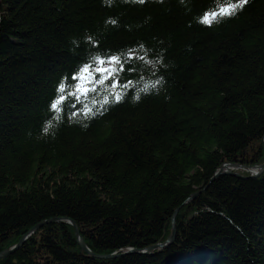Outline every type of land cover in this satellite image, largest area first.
<instances>
[{"label": "trees", "instance_id": "obj_1", "mask_svg": "<svg viewBox=\"0 0 264 264\" xmlns=\"http://www.w3.org/2000/svg\"><path fill=\"white\" fill-rule=\"evenodd\" d=\"M238 4L0 0V264H264V0Z\"/></svg>", "mask_w": 264, "mask_h": 264}, {"label": "water", "instance_id": "obj_2", "mask_svg": "<svg viewBox=\"0 0 264 264\" xmlns=\"http://www.w3.org/2000/svg\"><path fill=\"white\" fill-rule=\"evenodd\" d=\"M263 144H264V141H263ZM232 165H234V166L236 165V166H237V164H230V163H224V164H222L221 167L219 168V170H218L215 174L225 173V172H229V171H231V170L229 169V167L232 166ZM252 169H253V171H250V170H249V172H250L251 175L254 176V175L259 174V173L264 169V162H263L262 164L256 166V167H253ZM254 169H255V170H254ZM234 174H235V173H234ZM175 212H176V209L174 210V212H173V214H172V217H171V220H172V221H173V216H174ZM54 220H55V219H49V220H46V221H44V222H42V223L52 222V221H54ZM172 221H171V224L173 223ZM67 222H69V223L74 227V234H75V236H76V238H77L78 244H79V246L81 247V249L84 250V251H86V252H88V249L86 248V246H85L84 243L82 242V239H81V238L79 237V235H78V231L76 230V228H75V226H74V223H73L72 221H70V220H68ZM42 223H39V224L35 225L33 229L39 227ZM173 235H174V232H173V227H172L171 230H170L169 235L167 236V238L165 239L164 242L153 244V245H151V246H149V247L143 249L142 252H144V251H145V252H146V251H150V250H153V249H161V248H163L166 244H168V243H170V242L172 241V239H173ZM25 237H26V236H22V237L20 238L19 242H18L14 247H12V248H10V249H7V250H3V251H1V252H0V257L5 256V255L8 254L9 252H11V251H12L17 245H19V244L23 241V239H24ZM128 251H133V249H128ZM111 256H113V255L110 254V255H106L105 257H111Z\"/></svg>", "mask_w": 264, "mask_h": 264}, {"label": "snow or ice", "instance_id": "obj_3", "mask_svg": "<svg viewBox=\"0 0 264 264\" xmlns=\"http://www.w3.org/2000/svg\"><path fill=\"white\" fill-rule=\"evenodd\" d=\"M140 2H143V0H140ZM247 2H248V0H239V4L238 5H231L230 7L233 10H235V8H237V7H243V5L246 4ZM205 19L207 20V17ZM113 59H115V58H113ZM85 71H87V69H85ZM53 107H56V105H53Z\"/></svg>", "mask_w": 264, "mask_h": 264}, {"label": "rangeland", "instance_id": "obj_4", "mask_svg": "<svg viewBox=\"0 0 264 264\" xmlns=\"http://www.w3.org/2000/svg\"><path fill=\"white\" fill-rule=\"evenodd\" d=\"M239 167H240L239 165H237V166H236V165H235V166H234V165H232V166H230V167H229V169H230V170H233V169H236V168H239ZM240 168H242V167H240ZM248 170H250V171H253V169H252V168H251V169H250V168H248ZM254 170H255V169H254Z\"/></svg>", "mask_w": 264, "mask_h": 264}, {"label": "bare ground", "instance_id": "obj_5", "mask_svg": "<svg viewBox=\"0 0 264 264\" xmlns=\"http://www.w3.org/2000/svg\"><path fill=\"white\" fill-rule=\"evenodd\" d=\"M242 170V169H241Z\"/></svg>", "mask_w": 264, "mask_h": 264}]
</instances>
